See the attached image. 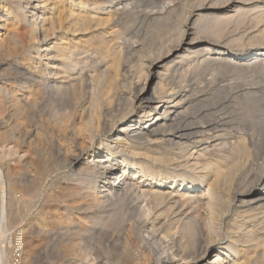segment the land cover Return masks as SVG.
Here are the masks:
<instances>
[{"label":"bare ground","instance_id":"1","mask_svg":"<svg viewBox=\"0 0 264 264\" xmlns=\"http://www.w3.org/2000/svg\"><path fill=\"white\" fill-rule=\"evenodd\" d=\"M247 1L230 0L227 9L237 19L253 11L254 48L237 53L217 43L233 15L198 17L197 32L193 22L185 39L153 62L148 79L159 83L147 99L142 89L131 94L121 74L116 27L128 0H0V117L31 115L40 96L48 100L63 124H50L35 145L45 168L69 165L76 184L65 198L87 202L99 235L109 225L134 235L125 217L145 219V250L126 241L111 264H264V115H186L189 94L167 87L171 71L195 59L264 75V6ZM238 39L227 42L239 46ZM1 119V129L21 125ZM101 132L104 144L94 141ZM31 184L27 197L37 199L40 183ZM0 191L2 216L18 221L27 204L10 205ZM75 246L68 239L64 249L74 255Z\"/></svg>","mask_w":264,"mask_h":264},{"label":"rangeland","instance_id":"2","mask_svg":"<svg viewBox=\"0 0 264 264\" xmlns=\"http://www.w3.org/2000/svg\"><path fill=\"white\" fill-rule=\"evenodd\" d=\"M229 1L128 0V12L126 16L121 17L122 21L119 20L121 25L119 23L116 27L121 33L117 39L123 50L120 68L128 91L137 94L142 89L139 94L147 99H154L159 82L156 78L148 79L153 62L185 39V30L192 28L193 22L200 17L232 16L234 13L227 9ZM263 2L264 0H252L246 4L264 6ZM252 13L253 11L239 16V19L235 18L234 14L230 24L224 28L225 33L223 32L221 41L217 42L209 34L197 35L210 42L216 41L224 49L246 54L260 42L255 33L257 24L252 19ZM195 25L194 31L197 32L198 23ZM254 36L255 38H252ZM233 37L239 38V46L227 42L234 39ZM257 39L258 41H255ZM191 61L171 71L167 86L182 89L189 94L191 104L186 115H264V75H241L238 68L233 69L229 64L219 67L217 63L213 64L214 62L203 65L199 59ZM45 63V60L41 61V64ZM23 64L24 68L28 67L26 62ZM5 90L10 98V86L5 87ZM246 91L252 92L251 95L247 97ZM36 102L31 115L0 117L4 118V121L11 118L10 124L15 120L21 123L14 129L0 128V173L6 181L0 184V190H6V201H11L10 205L16 204L17 200L27 204L25 210L22 209L24 212L21 210L18 221L11 216L5 220L0 211V264H10L12 247L15 239L19 237L22 240L21 264H111L113 255L118 253L126 241L133 242L139 253L144 251L145 245L141 243L139 229L144 218H139L136 214L125 217L126 222L135 228L134 235L128 236L121 230V226L116 228L114 225L107 227L106 234L99 235V229L90 223L94 211L87 210V202H74L65 198L69 189L76 184L75 177L69 172V165L61 161L50 162L51 172L50 167H44L41 153L35 145L37 142L40 145L39 140L48 137L50 124H63L64 115H51V105L41 96ZM66 121H69L68 115ZM106 137V132H101L96 135L94 141L104 144ZM96 157L97 155H93L92 159ZM113 176H109L107 182L112 184ZM35 179L40 183L41 195L37 199L28 196V199L26 189L31 187V182L36 181ZM98 186L100 183H97ZM25 200H30V203ZM72 202L74 204L71 205ZM27 206L31 207L26 209ZM1 230L4 233L2 237ZM68 239L75 242L74 255L64 249Z\"/></svg>","mask_w":264,"mask_h":264},{"label":"built area","instance_id":"3","mask_svg":"<svg viewBox=\"0 0 264 264\" xmlns=\"http://www.w3.org/2000/svg\"><path fill=\"white\" fill-rule=\"evenodd\" d=\"M21 260H22V240L19 237L14 241L10 264H21Z\"/></svg>","mask_w":264,"mask_h":264}]
</instances>
